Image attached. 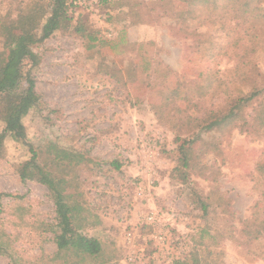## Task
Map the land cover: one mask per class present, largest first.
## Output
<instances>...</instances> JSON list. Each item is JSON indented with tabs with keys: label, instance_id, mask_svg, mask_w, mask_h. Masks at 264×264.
I'll return each instance as SVG.
<instances>
[{
	"label": "rangeland",
	"instance_id": "rangeland-1",
	"mask_svg": "<svg viewBox=\"0 0 264 264\" xmlns=\"http://www.w3.org/2000/svg\"><path fill=\"white\" fill-rule=\"evenodd\" d=\"M49 1L0 0V21ZM68 2L73 5L68 14L78 19L63 22L32 47L40 61L25 71L35 80L39 101L21 120L23 139L4 142L0 194L9 197L0 199L6 249L0 264H120L130 250L124 229L151 211L169 219L167 229L188 241L181 264H264V90L207 133L196 123L188 126L196 102L218 107L229 89L242 95L264 89V50L245 53L256 69L247 80L234 79L228 72L233 62L218 57L208 63L193 43L198 35L218 33L223 39L225 33L200 26L188 37L179 25L180 0ZM261 6L262 18L228 8L220 16L231 28L236 17L247 21L232 35L256 24L253 33L264 41ZM188 21L196 27L195 20ZM88 36L96 38L92 49ZM249 60L242 72L250 68ZM218 72H225L223 85L211 82L215 92L204 89L206 96L199 99V88ZM176 85L186 99H166ZM192 116L209 125L221 118L215 111ZM194 131L198 139L190 144V168L184 169L177 149ZM30 149L56 179L74 230L99 241L95 257L74 247L57 252L52 196L19 176Z\"/></svg>",
	"mask_w": 264,
	"mask_h": 264
},
{
	"label": "trees",
	"instance_id": "trees-1",
	"mask_svg": "<svg viewBox=\"0 0 264 264\" xmlns=\"http://www.w3.org/2000/svg\"><path fill=\"white\" fill-rule=\"evenodd\" d=\"M239 1H243V3H239ZM179 3L182 6V8H178L181 18L179 25L188 34V37L195 34L196 29L200 26L208 27V30L214 29L216 32L221 31V34L225 33L223 39L219 38L218 33L217 35L210 34L206 38H204L205 34L198 35L193 43H195L194 48L196 51L201 52L202 58H205V61L209 63L218 57H227L229 61L233 62V66L228 71L232 74V77L234 79L242 78L247 80L248 75L252 74V69H256V64L252 60L247 59L245 53L257 52L258 49L264 50V41H259L261 38L253 33L257 29L256 24H250L243 30L242 35H232L231 32L233 30H237L241 26H247V21H240L236 17V21H233L235 26L231 28L225 24V19L220 14L222 10L228 8L235 15L242 12L249 13L253 18H262L263 16L260 15V11H262L263 7L261 5L264 4V1L180 0ZM72 7L73 5L68 0H50L48 5H36L27 8L24 13H19L15 20L0 21V30L1 28L4 30L0 34L2 38V51L0 52V158L3 156L6 138L10 137L14 140L23 139L21 120L39 101V97L35 92V80L30 76L29 69L25 71V67L34 68L40 61L39 56L33 52L32 47L47 40L61 27L63 22L76 21L78 18H72L68 14V10ZM242 8L244 9L243 11ZM188 19L196 21L195 28H192ZM231 21V19L228 20L229 23ZM38 28H40L39 36L36 35ZM77 31L79 32V30ZM95 41L96 38L88 36L89 46L87 49H92ZM248 60L251 62L250 68H248V71L242 72V66L244 65L246 68ZM210 70H212V67L208 68V72ZM151 73L157 74V71L153 70ZM218 73L215 74L216 78L211 77L209 79L206 88H199V99L206 96V94L202 95L204 89L207 91L210 89V91L215 92L217 85L211 87V82H217L220 87L223 85L224 79L221 76L225 72L220 73V76H218ZM171 80L173 79H169L168 82ZM175 84L176 81H174ZM263 90L253 87L248 93L242 95L240 94L242 93L241 91L235 92L229 89L222 92L223 95L227 96L222 101V106H214L207 109L201 106L199 102H196L193 104L191 115H189L188 123L190 124L188 126L196 123L200 133H207L212 127L218 126L222 124L221 122L234 117L235 113L240 109L248 107L251 103L257 101L261 97ZM168 93L169 97L167 96L166 99L169 98L172 101L186 99L185 95L182 99L179 85L170 89ZM153 108L155 109L154 116L160 119V112L154 106L151 107L152 110ZM212 111L221 116L220 121L214 122V124H206L203 118L192 116L196 112L211 114ZM179 128L183 127L178 125ZM191 136L193 138H184L177 149V153L180 156L181 168L184 169L190 168V144L196 142L195 140L198 139V134L195 131L192 132ZM175 141H179V138L177 137ZM30 151L32 154L31 158L22 166L19 176L21 181H34L46 187L51 194L56 216L55 229L52 233L57 252L60 253L67 247H74L83 256L95 257L101 251L99 241L94 237L80 234L74 230L70 220L69 209L64 203L63 194L56 179L39 165L36 153L31 149ZM110 165L114 166L115 169H119V165L113 163ZM5 196L9 197V194H0V199ZM138 228L142 234L151 231V227L148 226ZM1 238L2 232L0 231V256L4 255L6 250ZM170 241L174 249L181 245L182 251L179 254H170V258L164 259L157 264H181L186 258L189 251L186 238L178 236L173 230H170ZM151 251L152 246L149 244L145 255H149ZM120 264L126 263L120 262ZM147 264H153V262H148Z\"/></svg>",
	"mask_w": 264,
	"mask_h": 264
},
{
	"label": "built area",
	"instance_id": "built-area-1",
	"mask_svg": "<svg viewBox=\"0 0 264 264\" xmlns=\"http://www.w3.org/2000/svg\"><path fill=\"white\" fill-rule=\"evenodd\" d=\"M75 4V3H74ZM142 188H138V195H142ZM169 219L161 218L156 212L147 213L138 224L128 225L124 229L123 240L129 245V252L123 257L121 262L126 264H147L153 262L157 264L164 259L170 258V254H179L182 246L173 248L170 241V230L167 229ZM148 226L151 231L145 234L139 232L138 227ZM149 244L152 251L149 255H145Z\"/></svg>",
	"mask_w": 264,
	"mask_h": 264
}]
</instances>
